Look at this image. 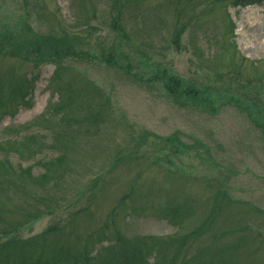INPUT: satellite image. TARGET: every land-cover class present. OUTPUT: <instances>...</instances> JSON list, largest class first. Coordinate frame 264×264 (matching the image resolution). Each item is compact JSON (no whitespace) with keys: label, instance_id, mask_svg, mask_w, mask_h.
I'll list each match as a JSON object with an SVG mask.
<instances>
[{"label":"rangeland","instance_id":"374dc122","mask_svg":"<svg viewBox=\"0 0 264 264\" xmlns=\"http://www.w3.org/2000/svg\"><path fill=\"white\" fill-rule=\"evenodd\" d=\"M112 1L0 0V22L12 27L18 21V31H10L15 39L66 34L75 39L77 49L91 47L97 56L66 60L63 66L68 69L61 70L58 84L52 81L54 63L36 67L15 57L0 59V76L10 71L9 75L33 85L29 104L22 102L16 89L0 86L1 151L14 153L11 162L18 166V155L31 145L53 147L23 163L24 167L64 155L57 158H63L59 186L55 184L51 191L61 209L41 216L20 234L27 238L50 225H68L73 216V245L81 248L87 240L94 258L105 253L96 249L120 233L140 242L146 255L152 254L144 264L185 260L186 264H216L222 254L228 258L225 261L229 255L233 258L225 264H264V138L247 113L223 97L225 92L241 90L250 98L264 90V0L245 6L235 4L236 0H129L124 13L127 29L131 42L141 49H125L135 61L127 70L125 56L115 58L119 64L114 67H107L101 56L115 42L110 28ZM178 12L185 34L176 47L170 31ZM125 42L115 46L125 47ZM230 42L236 44V54ZM100 45H106V50ZM148 57L186 79L203 82L211 77L213 107L207 101L168 97L150 80L154 71ZM236 70H241L239 78ZM219 72L224 80L214 77ZM217 80L222 87L214 85ZM64 81L70 84L71 96L81 92L98 104L88 111L75 102L72 113L58 108L61 98L70 97L61 92ZM89 84L100 94L88 91L85 85ZM224 84L228 91L221 90ZM258 104L255 114L264 125L263 101ZM88 114L97 116L94 125ZM68 116L75 120L65 121ZM65 125L76 131L64 136ZM173 148L177 150L172 152ZM33 171L43 172L36 165ZM37 187L36 193L46 196ZM219 188L227 190L231 201L227 199L221 210L220 204L214 221L207 223L213 200L222 199L214 198ZM16 203L21 212L32 208L24 196ZM246 204L252 209L249 228L239 217ZM168 238L169 242L194 239L183 247L191 259L182 251L174 261L162 245Z\"/></svg>","mask_w":264,"mask_h":264},{"label":"trees","instance_id":"16d2710c","mask_svg":"<svg viewBox=\"0 0 264 264\" xmlns=\"http://www.w3.org/2000/svg\"><path fill=\"white\" fill-rule=\"evenodd\" d=\"M255 1L258 0H236L235 4L247 5L254 3ZM127 3H129V0H113L109 7L111 19L110 28L114 33L115 42L111 43L110 47L108 46V54L107 52H103L101 54L103 57L102 60L106 63L107 67L116 66L118 62H115V58L124 56L125 59L123 58L122 60L128 62L126 70L133 67V63H135V61L133 60L131 53L125 52V49L130 51L132 49H141L140 47H137L134 42H131V34L127 29V20L124 16ZM26 12L30 16V12ZM28 14L24 17L25 24L26 20L29 19ZM180 16L181 13L178 12L176 23H173V31H170V39L176 47L180 46L185 34V25L180 23ZM17 25L18 21L15 22L12 27H8L5 22H0V59L7 56L10 59L15 57L23 62L31 61L36 67L48 63H54L56 65V71L52 78V81L55 82L54 84H58L60 78L59 73L61 70L64 68L68 69V67L63 66L66 63V60L71 58L81 60H88V57H90V59L97 58L91 47H86V49H77L75 39L70 35L65 36L66 34L60 37L54 33L37 34L34 36L35 38H27L23 41L15 39L14 36L16 34L12 35L10 31H18ZM230 25L233 27L231 21ZM125 41H127L128 47H121L119 45L115 46L116 42L122 45ZM100 46L103 50H106V45ZM229 46H231L233 54H236V44L230 42ZM126 53H128L127 56ZM143 55L144 53L141 51V62ZM243 60L245 59L243 58ZM147 62L152 68V71H154L152 72L150 80L158 83L168 97L175 101L180 100L184 102L207 101L210 102L208 105L213 107L214 101L213 95L210 91L211 85H208V83L213 84L210 83L211 77L207 78L203 82L198 79H196L197 81H195V79H186L183 76L176 74L170 68L161 67V64L157 62V59L154 57H148ZM232 62L233 57L230 59V64ZM242 64L243 63H241L239 67L242 66ZM224 68L225 67H223V69ZM9 72L10 71L2 74L3 76H0V86L5 85V88L7 89H16L20 92L22 102L24 104H29V96L31 95L33 87L32 83L23 81L22 78L14 76L13 73L9 75ZM219 73L220 74H217L214 77H220V80H224V73ZM236 74V78H239L241 70H236ZM218 80L214 83V85L219 86L217 85L220 84V81ZM199 84L205 85L200 87ZM93 85H85V88L88 89V91L91 88V90H93L97 95L100 94L99 89ZM221 90H227L226 86L225 88H221ZM61 92H67L70 94V97L67 100L65 98H61L60 103H56L58 108H63L64 111H71L72 113L75 102L78 101L82 105L81 107H86L88 111L91 107H95L98 104V101H96L93 97H86L81 92H78L75 98L71 96L70 84H67L65 81L63 83V87L61 88ZM235 93L237 94L234 95ZM263 94L264 90H261L259 93H252L250 98H245L243 92L238 90L234 92H225L223 97L225 98V102L233 104L234 102L237 103V106H240L241 109L247 113L248 117L255 124V126L262 130V136L264 138V125H260V122L257 121V116L255 114V108L259 105L258 103L263 101L264 104ZM221 96L222 95H220V97ZM86 118H89L91 125H94L97 121V116L94 114H88L86 115ZM64 120L70 123L75 119L73 116H68V119ZM61 130L66 131L64 136L67 132L76 131L66 125ZM35 137L38 138L37 136ZM3 145L4 143L0 141V146ZM30 147L32 148L26 150L24 154L18 155V158H20L21 161V164L18 166L13 165L11 162V156L14 153L1 151V149L3 150V147H0V264H144L148 262L150 255L152 256V254L149 253V255H146L148 251H143L140 242L137 243V240L132 242L129 238L121 235L120 233H117L116 237L114 236L101 250L96 249V253L105 251L103 256H98L96 258L92 257L90 255V248L87 244V240L84 241L81 248L74 247L72 235L74 234L73 226L75 221L73 216H71V219L68 221V225H50L42 232L24 238L20 234V231L26 228L27 225L39 219L43 215H51L61 209H58L61 202L58 200V197L51 193V191L55 188L54 185L56 184L57 186L59 183L60 178L57 177V175L60 174L59 170L62 168L61 163L63 162V158H60L64 155L61 152L58 156L48 159H38L34 161V163L27 164L26 167H24L23 163L36 159L39 154L45 151V149L53 150L51 145L48 146L44 143L31 145ZM59 156L60 160H57ZM35 165L40 167L43 172L35 174L33 171ZM37 185H40L44 189L46 196H42L39 192L36 193V189L38 188ZM20 196H24L25 198L27 197L28 204L32 208L21 212L18 208L19 204L16 203V200ZM218 196H222L220 197L222 199L219 200L216 198ZM228 196L227 190L219 188L214 197L216 199L213 200L212 209L214 211L208 214V217L205 220L207 223H212L214 221L215 218L213 213L217 211L220 204L221 210L227 199L231 201V198ZM226 203L228 204V202ZM246 206L247 208L244 209L243 212L239 213V217H242L241 220L247 223L246 226L249 228L252 209L250 208V204H246ZM246 228L247 227H245V229ZM196 232L200 233L198 229H196ZM193 240L194 239L186 238L179 241L169 242L168 238L165 239L167 244L162 245H164L165 251H168L171 256H174V261H177L178 255L182 251L185 253L187 259L190 260L191 258H188L189 256H187L189 255L186 252L187 250L183 249V247L187 244V242H192ZM173 246H177L179 250L176 251ZM166 247H168V249H166ZM153 250L154 249H152V251ZM217 258L218 260L215 259L213 263L225 264L227 261L233 260V258L229 255L230 260L225 261L228 258L224 254L218 256ZM183 264H186V260ZM191 264L210 263H207V261L199 263L197 261V263ZM231 264L236 263L233 262Z\"/></svg>","mask_w":264,"mask_h":264}]
</instances>
